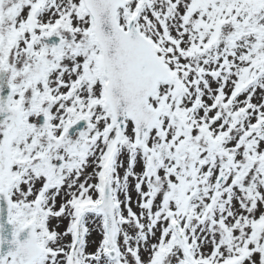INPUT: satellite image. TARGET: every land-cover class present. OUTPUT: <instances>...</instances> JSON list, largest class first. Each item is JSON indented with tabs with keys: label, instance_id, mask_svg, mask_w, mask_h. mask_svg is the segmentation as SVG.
I'll list each match as a JSON object with an SVG mask.
<instances>
[{
	"label": "snow or ice",
	"instance_id": "6c2138e0",
	"mask_svg": "<svg viewBox=\"0 0 264 264\" xmlns=\"http://www.w3.org/2000/svg\"><path fill=\"white\" fill-rule=\"evenodd\" d=\"M0 264H264V0H0Z\"/></svg>",
	"mask_w": 264,
	"mask_h": 264
}]
</instances>
